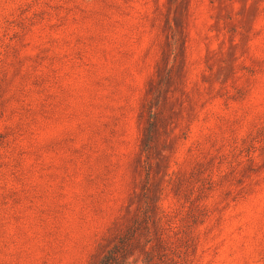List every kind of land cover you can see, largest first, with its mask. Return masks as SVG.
I'll return each mask as SVG.
<instances>
[{"label":"rangeland","instance_id":"obj_1","mask_svg":"<svg viewBox=\"0 0 264 264\" xmlns=\"http://www.w3.org/2000/svg\"><path fill=\"white\" fill-rule=\"evenodd\" d=\"M144 192L136 264H264V0H0V264H96Z\"/></svg>","mask_w":264,"mask_h":264},{"label":"trees","instance_id":"obj_2","mask_svg":"<svg viewBox=\"0 0 264 264\" xmlns=\"http://www.w3.org/2000/svg\"><path fill=\"white\" fill-rule=\"evenodd\" d=\"M151 133H152V123L150 122L147 127L146 138L144 143V149L148 150L150 148L151 141ZM145 171V184L148 182V171ZM143 189H147L146 185H144ZM142 205L137 209L136 218L129 224L125 226V228L118 233L110 244L106 247V249L101 254L96 264H136L138 258H140L141 253L137 255L135 258L136 248L142 244L146 246L149 242L148 239L144 240L143 229L146 228V194L142 195ZM168 249V248H167ZM172 252H167L166 248L162 253H157L156 255H152L151 251H144L143 257L141 259L142 264H178V261L170 256Z\"/></svg>","mask_w":264,"mask_h":264}]
</instances>
